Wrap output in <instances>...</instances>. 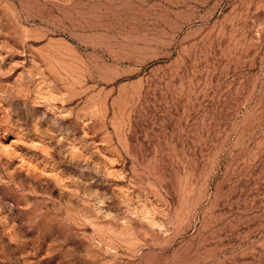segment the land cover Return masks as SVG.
Listing matches in <instances>:
<instances>
[{"label": "rangeland", "instance_id": "374dc122", "mask_svg": "<svg viewBox=\"0 0 264 264\" xmlns=\"http://www.w3.org/2000/svg\"><path fill=\"white\" fill-rule=\"evenodd\" d=\"M0 264H264V0H0Z\"/></svg>", "mask_w": 264, "mask_h": 264}]
</instances>
